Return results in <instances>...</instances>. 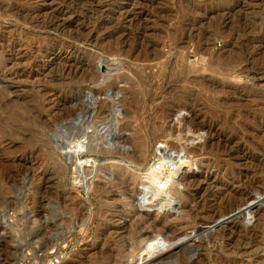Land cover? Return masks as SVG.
Instances as JSON below:
<instances>
[{
    "label": "rangeland",
    "instance_id": "obj_1",
    "mask_svg": "<svg viewBox=\"0 0 264 264\" xmlns=\"http://www.w3.org/2000/svg\"><path fill=\"white\" fill-rule=\"evenodd\" d=\"M55 255L264 264V0H0V264Z\"/></svg>",
    "mask_w": 264,
    "mask_h": 264
},
{
    "label": "bare ground",
    "instance_id": "obj_2",
    "mask_svg": "<svg viewBox=\"0 0 264 264\" xmlns=\"http://www.w3.org/2000/svg\"><path fill=\"white\" fill-rule=\"evenodd\" d=\"M62 57V56H61ZM116 110H114V112H115ZM114 114V113H113ZM117 115V114H116ZM107 120V119H106ZM106 120H104V121H100L98 124H95L94 123V125H92V126H90L91 128H92V130L91 131H89V132H84V133H81V135L80 136H78L77 134H76V136H70L69 135V137H66L65 139H67V142L66 141H63L62 142V144L59 146L60 147V149H61V152L66 156V157H68L69 159H70V156L71 157H73V158H75L77 155H80V154H82V149H84V148H87V147H89V145L91 144V141H92V143L94 142V140H96L97 139V141L98 140H100V139H106V142L108 143L109 141H111L113 138L112 137H110L111 135L113 136V137H115V135H116V132L113 130L114 128V126H112V127H110L107 123H106ZM64 127V126H63ZM117 127V126H116ZM88 128H89V126H88ZM87 131V130H86ZM62 132V131H61ZM76 133V132H75ZM78 133V132H77ZM73 134V133H72ZM80 134V133H79ZM57 135V134H56ZM75 135V134H74ZM67 136V135H66ZM59 137H60V135H59ZM112 138V139H111ZM119 138H121V136H119ZM62 139V138H61ZM44 141V140H43ZM85 163L87 164V162L85 161ZM85 163H83V162H79V164H78V166H77V168H76V170L78 171V174H77V178H76V181H75V183H80L81 185H83V186H85V187H89L88 185L90 184L89 183V180L91 179V178H93L94 177V174L96 175V172H97V168H98V166H99V163L97 162V161H95V163H94V161H92L91 160V164L89 165V166H92V168L90 169V168H88L87 167V165L85 164ZM160 173V172H159ZM159 175V174H158ZM97 176V175H96ZM170 178V177H169ZM168 178V179H169ZM164 179V178H163ZM167 179V180H168ZM171 179V178H170ZM169 179V180H170ZM160 180V179H159ZM206 180V179H205ZM155 181V180H154ZM157 181V180H156ZM159 183H160V181H158ZM164 182V181H163ZM165 182H166V180H165ZM164 182V183H165ZM174 182V181H173ZM163 183V184H164ZM170 183H171V180H170ZM80 186V185H79ZM200 186V185H199ZM164 187V186H163ZM90 188V187H89ZM159 189H161L160 187H159ZM157 194H159V190H158V192H157ZM194 195V194H193ZM189 196V195H188ZM197 196V195H196ZM173 197V196H172ZM186 198H187V195H186ZM174 200H175V198H173ZM188 199V198H187ZM191 200V199H190ZM189 200V201H190ZM194 200H192L191 201V203L193 202ZM201 201V200H200ZM185 203V202H184ZM183 203V204H184ZM188 204H190V203H188ZM200 204H202V203H200ZM199 204V205H200ZM191 205H193V204H191ZM194 206H195V202H194ZM183 207V206H182ZM186 207V206H185ZM192 207V206H191ZM201 207V206H200ZM233 207V206H232ZM189 209V208H188ZM187 209V210H188ZM232 209V208H231ZM233 209H235L234 207H233ZM237 209H238V206H237ZM243 209V208H242ZM187 210H185V211H187ZM197 211H198V209H196ZM229 210V212L231 211L230 209H228ZM189 211V210H188ZM187 211V212H188ZM194 211V210H193ZM192 211V212H193ZM195 212V211H194ZM193 212V213H194ZM225 212V211H224ZM224 212H223V214H224ZM234 212V211H233ZM239 212H240V210H239ZM244 213H245V211H243ZM232 213V212H231ZM235 213V212H234ZM229 214V213H228ZM191 216V215H190ZM196 216H197V214H196ZM224 216H225V214H224ZM230 216V215H229ZM239 216H241V215H239ZM230 219V218H229ZM193 220V219H192ZM224 220H226V219H224ZM162 225H163V223H162ZM162 231V230H161ZM55 256H57V255H55ZM61 256V255H60ZM60 259H61V257H60ZM142 263V262H141ZM58 264H60V262L58 263ZM144 264V263H143Z\"/></svg>",
    "mask_w": 264,
    "mask_h": 264
},
{
    "label": "built area",
    "instance_id": "obj_3",
    "mask_svg": "<svg viewBox=\"0 0 264 264\" xmlns=\"http://www.w3.org/2000/svg\"><path fill=\"white\" fill-rule=\"evenodd\" d=\"M60 260H61L60 256H53V258L49 264H58L60 262Z\"/></svg>",
    "mask_w": 264,
    "mask_h": 264
},
{
    "label": "water",
    "instance_id": "obj_4",
    "mask_svg": "<svg viewBox=\"0 0 264 264\" xmlns=\"http://www.w3.org/2000/svg\"><path fill=\"white\" fill-rule=\"evenodd\" d=\"M80 116V114H78V117Z\"/></svg>",
    "mask_w": 264,
    "mask_h": 264
}]
</instances>
